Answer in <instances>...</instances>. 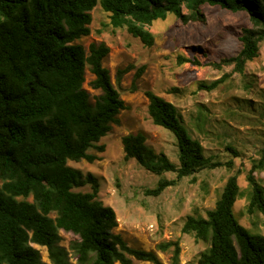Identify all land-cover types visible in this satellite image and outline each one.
I'll return each instance as SVG.
<instances>
[{"label":"trees","instance_id":"obj_1","mask_svg":"<svg viewBox=\"0 0 264 264\" xmlns=\"http://www.w3.org/2000/svg\"><path fill=\"white\" fill-rule=\"evenodd\" d=\"M97 3L113 28L124 27L145 46L154 41L146 26L170 12L183 23L204 21V4L245 12L250 25L240 29V49L207 63L217 69L231 66L232 72L243 73L264 40V0H0V264H73L69 250L78 264H136L134 260L164 264L153 250L130 246L114 231L115 211L97 198L96 177L67 164L98 159L88 149L104 150L97 142L118 123L117 115L125 108L102 64L108 46L92 42L86 52L75 42L90 33V10ZM177 59L200 64L181 55ZM86 65L93 74L90 86L100 91L93 102L83 87ZM129 68L116 70L117 84ZM142 71L140 67L134 73L131 90ZM225 76L198 86L211 90ZM144 94L152 123L170 131L177 146L175 163L149 147L143 132L121 136L125 159L134 158L155 174L175 172L174 178L160 177L145 194L157 196L182 177L221 164L205 155L172 102L151 90ZM227 149L235 153L230 146ZM225 164L229 167L231 161ZM263 169L264 150L246 173L250 186L246 212H260L264 223V187L253 174ZM85 184L90 191L72 189ZM239 195L237 175L230 174L205 215L185 217L180 231L206 244L197 264H264V235L250 231L234 214ZM60 230L77 239L63 246ZM32 244L46 248L49 262ZM156 248L170 249V264L179 263L178 239L160 242Z\"/></svg>","mask_w":264,"mask_h":264},{"label":"rangeland","instance_id":"obj_2","mask_svg":"<svg viewBox=\"0 0 264 264\" xmlns=\"http://www.w3.org/2000/svg\"><path fill=\"white\" fill-rule=\"evenodd\" d=\"M202 10L204 21L183 23L171 12L164 19L153 20L146 27L153 33L154 41L151 46H145L124 27L113 28L108 14L97 3L90 10V33L75 40L86 52L92 42L108 46L102 64L109 70L125 108L117 115L118 123L112 124L97 142L104 145V150L88 149L98 159L92 162L68 160L67 164L96 177L97 198L115 211L114 231L130 246L153 250L164 264H170L171 250L161 251L156 245L176 239L180 246L178 264H197L198 254L206 244L195 240L192 234L182 233L180 228L188 214L205 215L206 210L213 207L230 174L237 175L240 188V195L233 204L235 216L250 231L264 235L263 215L258 211L246 212L250 191L246 173L264 150V40L259 44L257 57L246 63L243 73L232 72L231 66L217 69L207 63L238 52L240 29L250 22L243 11L232 12L209 4H204ZM178 55L197 59L200 64L178 63ZM127 65H130L129 70L117 84L116 70ZM140 67L143 71L135 82L136 88L131 90L134 73ZM223 74L226 76L217 87L199 88V83H209ZM84 76L83 87L93 102L100 91L89 84L93 74L88 65ZM145 90L172 102L191 136L202 144L205 155L221 163L182 177L157 196L147 195L144 190L154 187L160 177L174 178L175 172L155 174L136 159H125L120 141L124 134L141 131L149 147L163 151L177 163L176 139L170 131L152 123L147 113ZM228 146L235 153L227 149ZM228 161H231L229 167L225 164ZM253 174L264 187V169ZM72 189L90 191V185ZM59 233L60 243L65 247L77 239L71 232L60 230ZM32 245L39 250L41 259L49 262L46 248ZM69 257L73 264H78L71 250ZM134 263L152 264L139 260Z\"/></svg>","mask_w":264,"mask_h":264}]
</instances>
